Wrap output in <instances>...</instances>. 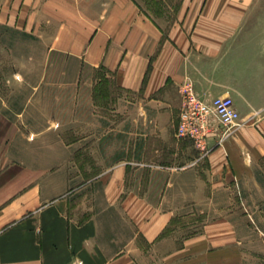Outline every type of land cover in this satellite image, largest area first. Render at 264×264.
<instances>
[{"label":"crops","instance_id":"0c3cea01","mask_svg":"<svg viewBox=\"0 0 264 264\" xmlns=\"http://www.w3.org/2000/svg\"><path fill=\"white\" fill-rule=\"evenodd\" d=\"M0 25L32 36L44 51L45 66L64 61V72L43 74L39 84L60 89L49 90L53 105L68 100V118L51 121L46 129L86 132L70 143L60 141L66 157L71 160L74 146L82 153L94 144L104 146L105 118L95 99L102 83L122 94L111 95L113 104L107 106L116 141L124 109L143 116L141 122L155 136L144 137L146 142L160 148L151 156L156 160L147 166L151 170H134L129 131L128 158H116L107 170L103 166L90 175L103 183L106 204L135 231L117 254H107L111 245L102 239L99 216L90 212L79 220L70 214L71 179L89 174L73 173L61 160H38L17 123L0 115V264H137L142 257H199L198 244L216 246L223 235L211 230L177 249L165 248L170 239L162 234L176 209L168 204L169 194L192 193L195 208L215 209L196 205L212 202L198 197L197 179H211L204 183L211 194L229 192L264 163V0H0ZM186 84L206 102L230 98L249 122L224 136L225 129L211 119L208 155L201 157L191 142L180 140L177 152L169 154L173 164H164ZM132 126L136 129L137 121ZM94 127L102 132L97 139L89 136ZM184 156V165L193 166L179 169L175 163ZM136 172L149 179L143 190L134 183ZM185 176L194 179L191 192L176 180ZM138 234L149 246L138 244Z\"/></svg>","mask_w":264,"mask_h":264},{"label":"rangeland","instance_id":"374dc122","mask_svg":"<svg viewBox=\"0 0 264 264\" xmlns=\"http://www.w3.org/2000/svg\"><path fill=\"white\" fill-rule=\"evenodd\" d=\"M158 7L160 8V6ZM151 14L156 17L155 13ZM44 60V51L32 36L18 33L14 29L0 25V115H4L17 123L20 133L25 137V142L30 143L29 145L32 146L29 147L31 151H36L35 155L38 160L48 161L49 164H56L57 160H61L59 163L61 167L69 166L73 173L78 175L89 174V176L81 175L71 179L70 214L79 220L89 215L90 212L97 214L102 224V239L106 246L111 245L106 253L115 255L122 249L121 247L130 241L135 231L132 223L124 215L106 204L103 183L99 178L90 175L101 172L103 166L107 170L115 164L113 160L116 158H128L130 153V147L128 146L129 131L133 135L131 136L130 157L135 160L133 162L137 165L132 167L134 170H151L147 166L156 161L151 160V156L155 157V152L159 151L160 148L157 147L156 142H146V137L147 139L148 137L154 139L155 136H151L150 127L143 125V122H141L143 116L139 114L130 115L128 110L124 109L121 110V134L118 136L120 137L119 140L116 141L112 129L113 115L111 109L107 106L113 104L111 95L116 97L120 93L114 90L115 88H112V86L108 88L102 83L100 88H96L95 99L98 103L97 106L101 105H99L101 107L100 111L105 118L104 134L106 138L104 146L94 144L86 147L84 153L81 152L82 147L80 145L74 146L73 152H70L72 153L71 160L69 156L66 157L68 153H65V147L60 145V141L70 143L71 140L80 139L83 133L86 132L81 129H46L47 126L52 124L51 121H65L69 115L66 113L65 106V103H68L67 98L62 99L63 104H60V106L53 105L54 100L49 90L53 91L52 89L55 87L44 86L43 83L39 84L43 74H60V72H64V61L62 60L63 64L55 61L56 66L49 68L44 65ZM66 69L68 71L69 68ZM76 69L71 65V73H75ZM101 73L98 74L102 75L103 73ZM16 74L23 78V83L14 79ZM36 88L40 89L41 93L33 94ZM55 89L59 92L58 87ZM111 89L112 93L109 94L108 91ZM100 90L102 91L101 94H99ZM136 121L137 126L134 130L132 129V123ZM177 123L169 133L168 155L163 160L164 164L171 160L169 154L172 150L177 152V142L181 140L177 137ZM101 134L102 132L97 131L95 127L89 130V136L94 135V139H97ZM185 141L191 142L193 144L191 146H194L192 140ZM205 149L206 155H208L206 142ZM182 152L187 155L190 150H183ZM201 154L200 152V156ZM186 159L187 156H184L182 161L175 163V166L180 169L182 166L192 165L190 163L184 165ZM145 176V173L136 172L133 179L134 183L142 190L148 185L147 180L149 179L146 180ZM176 180L186 185V192L196 189L192 177L185 176L183 179ZM197 181L200 193L198 197L210 198L212 202H200L196 205H213L216 208H195L193 202L189 201L192 198V193L187 195H181V193L169 194L168 204L173 208L176 207V209L174 210L175 216L162 234V237H169L170 239L168 247L165 248L169 250L177 249L182 241L186 242L195 237H205L207 232L211 230H216L223 235H218L216 246L210 245L206 248L205 245L198 244L195 249L198 251L199 257L196 256L197 254L179 259L142 257L136 258V263L264 264V163L254 171L253 178L239 181L229 192L211 194L210 187L204 185L211 179L204 177L197 179ZM204 189L207 191L204 192ZM137 238L139 245L149 246L144 241L142 234H138ZM177 260L178 262H176Z\"/></svg>","mask_w":264,"mask_h":264},{"label":"built area","instance_id":"2783aa9c","mask_svg":"<svg viewBox=\"0 0 264 264\" xmlns=\"http://www.w3.org/2000/svg\"><path fill=\"white\" fill-rule=\"evenodd\" d=\"M209 118L225 129L224 136L249 122V118L240 117L230 98L219 97L206 102L197 98L191 85L186 84L181 91L177 137L181 140H192L196 149L202 153L201 157L206 156V136L211 132Z\"/></svg>","mask_w":264,"mask_h":264},{"label":"clouds","instance_id":"9594fccd","mask_svg":"<svg viewBox=\"0 0 264 264\" xmlns=\"http://www.w3.org/2000/svg\"><path fill=\"white\" fill-rule=\"evenodd\" d=\"M14 79L17 81V82H20V83H23V78L19 75V74H16ZM82 264V262H81Z\"/></svg>","mask_w":264,"mask_h":264}]
</instances>
